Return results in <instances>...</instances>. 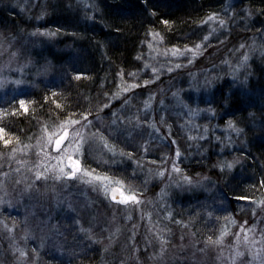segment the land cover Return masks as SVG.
Here are the masks:
<instances>
[{"label": "rangeland", "instance_id": "374dc122", "mask_svg": "<svg viewBox=\"0 0 264 264\" xmlns=\"http://www.w3.org/2000/svg\"><path fill=\"white\" fill-rule=\"evenodd\" d=\"M36 1L0 0V7L10 12L14 9L15 21L27 24L15 34H11V24L0 27V117L3 107L18 100L27 88L38 87V84L54 85L59 75H63L64 68H58L62 62L57 66L54 57L41 48L53 49L57 45L62 51L70 49V45L56 40L60 28L56 31L46 24H37L44 16L30 13ZM95 3V0H73V5L79 4L92 11H97ZM213 12L217 17L210 19ZM213 12L201 22L203 28L199 38L182 46L176 45L184 49L186 45L195 47L199 43L197 55L186 51L184 55L175 56L172 46H166L163 39L152 34L147 42L149 61L143 69L145 77L141 83L132 81L121 87V92L108 103L111 111L107 119L103 116L87 118L91 121L87 133L95 135L85 144L84 167L106 174L113 181L123 180V185L113 182L111 188L122 187L126 193L129 190L135 192L138 203L112 200L111 189L105 195L103 182L93 180L88 183L93 178L83 172L72 179L56 180L51 172L47 179H36L38 170L44 171L60 163L48 159L41 165L46 159L41 149L49 151L45 146L47 133L56 132L62 122L44 125L35 133L21 137L6 129L5 138L11 143L5 145L0 140V264H55L65 257H73L78 249L89 250L90 246L99 247L103 264L264 262V240L261 239L264 221L263 216L258 215V209L263 211L260 201L252 200L253 203L246 204L245 200L235 198L229 199V203L222 193L223 182L209 175L208 167L197 168L191 174V168L187 166L198 153L205 163L209 145H218L219 150L225 147L243 149L246 143L244 126L250 130L257 128L255 117L250 115L252 111L238 118L233 116L236 112L229 114L227 92L237 89L244 91V96L253 97L248 88L251 80H254V86L259 83L255 67L264 65V32L241 26L247 24L250 11L239 0H224ZM65 14L64 20L72 16ZM78 15L80 18L75 16L74 21L69 19L66 31L70 25L82 31L94 22L91 12L87 21L83 11ZM31 18L34 23H30ZM220 20L225 23L221 25ZM205 36H208L207 40H204ZM223 81L219 96L214 88ZM133 84L139 87L133 88ZM124 88L129 91H123ZM209 107L215 112L209 111ZM218 119L226 120H220V123ZM78 120L84 124L83 120ZM229 120L234 121L233 127L228 126ZM160 125L166 126V132ZM77 127L79 125H72L69 130ZM112 128L119 136L121 129L124 130L127 141L124 144L131 155L118 152ZM209 128L221 131L223 137L215 138L209 144L203 139ZM101 135L110 145H115V152L104 147ZM177 148L180 155L176 154ZM52 152L56 154L54 147ZM236 159L222 158L218 167L224 165L222 168L231 172L233 168L227 165L232 161L238 164L240 158ZM123 161L125 165L127 161L132 163L131 170L126 168L125 173H116L113 164ZM173 163L179 172L173 169ZM161 168L165 170L163 176L158 174ZM240 174L239 171L238 177ZM185 176L191 177V182L183 179ZM155 180L160 182L156 184ZM172 194L175 204L170 201ZM183 202L187 203L184 208L187 217L176 212ZM171 213H176V222L181 226L164 224L165 219L172 218ZM198 220L207 224L206 229L198 227ZM167 228L171 235L165 231ZM217 240L220 242H215ZM121 247L125 249V255L120 258ZM21 252L26 255L22 256ZM112 259L115 263H110Z\"/></svg>", "mask_w": 264, "mask_h": 264}, {"label": "trees", "instance_id": "16d2710c", "mask_svg": "<svg viewBox=\"0 0 264 264\" xmlns=\"http://www.w3.org/2000/svg\"><path fill=\"white\" fill-rule=\"evenodd\" d=\"M223 1L95 0L97 11H92V9L81 8L79 4L73 5V0H37L30 10V13L35 16H44L37 24H46L56 31L60 28L59 33L56 32V40L62 42L61 44L68 42L70 45V49L62 47L64 48L62 51L57 45L53 49L41 48L47 51L50 57H54L57 66L62 62L60 63L62 65H59L61 67L58 68H64L63 75H59L54 85L52 83L38 84V87L27 88V91L20 98L18 97L19 99L17 98L18 100L9 103L6 108L3 107L0 126L8 128L9 132L21 137L23 134L35 133L44 125L59 124L69 119H81L82 114L85 113H90L87 118L103 116L107 119L111 111L108 103L117 92H121V87L132 81L141 83L144 79L143 69L149 61L146 52L150 36L155 34L163 39L166 46H182L189 41H194L202 34L203 27L200 24L203 19L216 11ZM239 2L250 11L247 24L241 26L252 31L262 32L263 30L264 32V0H239ZM65 11L67 15H72L69 18L72 21L75 16H79L80 11L84 12V19L87 21L91 12L94 22L82 31L77 30L78 27L75 25H70L71 27L66 31L69 19H63V16H66ZM15 17L14 9L10 12L0 7V27L11 24V30H13L11 34H15L17 29H25L27 25L26 22L23 24L15 21ZM44 20L46 22H42ZM32 22L34 23V20L31 18L30 23ZM255 69L258 72L256 77L259 83L254 86V80H251V87L248 88L253 97L244 96V91L239 92L237 89H230L227 92L229 114L236 112L233 116L238 118L252 111L250 115L255 117L257 123V128L253 130L248 129L247 125L244 126L243 136L246 138L244 148L239 151L228 147L219 150L218 145H209L205 154L207 157L205 163L198 153L193 155L195 157L192 158V162L187 164L191 168V174H194L197 168L202 170V166L208 167L209 175L223 182L222 193L225 201L229 203L231 202L229 199H240V197H248L243 199L246 204L253 203L252 200L264 201V185L261 184L264 180V65H258ZM76 73H82V75L77 78ZM130 73L133 74L129 75ZM221 84H224V81L214 88L219 96ZM138 91L142 90L139 88ZM20 99L25 100L27 111H23L22 106L17 104ZM102 105L107 107L102 108ZM226 119L218 120L222 123L220 120ZM165 127L160 125V129L164 132H166ZM215 128H209V132L203 138L209 144L213 143L215 138L223 137L221 131H216ZM122 131L119 136L112 128L111 133L118 152L128 156L129 147L126 145L127 141ZM232 136H235V133ZM235 138L238 137L235 136ZM204 144H206L205 141ZM1 152L2 149L0 154ZM222 158H240V162L237 164V161L234 163L232 161L233 170L228 172L227 169L218 167V162ZM123 162L113 164L116 173H125L126 168L131 170L132 163L127 161L125 165ZM239 171L243 178L238 177ZM155 182L158 184L160 181L155 180ZM173 199L172 194L170 201L175 204ZM186 204L183 202L176 212L187 217L188 213L184 209ZM261 205L263 211L258 209V215H262V221H264V203ZM171 214L172 218L165 219L164 224L167 223L169 226L180 224L176 222V213ZM196 223L199 228L206 229L205 222L198 220ZM165 231L171 235L170 228ZM122 247L119 248L120 253H118L119 249L116 251L120 258L125 255V249ZM87 249L89 250L78 249L72 255L73 257H65L64 260L55 264H103L100 258V256L103 257V253L99 252V247L90 246ZM113 259L110 263H115L116 260Z\"/></svg>", "mask_w": 264, "mask_h": 264}, {"label": "snow or ice", "instance_id": "6c2138e0", "mask_svg": "<svg viewBox=\"0 0 264 264\" xmlns=\"http://www.w3.org/2000/svg\"><path fill=\"white\" fill-rule=\"evenodd\" d=\"M217 17V13L213 12L211 14L210 19H215ZM167 23V21H165ZM225 23L224 20H220V24L223 25ZM210 35V34H209ZM208 36L204 37V40H207ZM201 45L198 43L195 45V47L191 45H186L184 49L178 48L176 45H173V55L175 56H181L184 55L186 51H191L192 55L195 56L198 54V50L200 49ZM241 47L243 48L244 45L242 44ZM245 59H247V56H245ZM190 62V61H189ZM180 65H177L179 67ZM156 69H153V72H155ZM171 71V69H169ZM133 73H130L129 75H132ZM77 78H79L82 73H76ZM17 84L21 83V81H16ZM148 81H145V84H147ZM133 88L139 87V85L133 84ZM123 91L127 92L129 91V88H124ZM20 105L25 108V111H27V107L25 106V101L23 99L20 100ZM107 107V105H102V108ZM145 107H148V103L145 102ZM209 111L215 112V109L209 107ZM90 115V113L82 114L81 120L84 121V124H81L80 120H73L69 119L67 121H63L61 125L58 127V130L56 132H48L47 133V140L45 142V146L49 147L48 152H44L43 148L41 149V152L43 153L44 157L46 159L41 161V165H45L47 163L48 159H55L59 161L60 163L58 165H51L47 168H45L44 171H37L36 172V179L40 178H48V173L51 172L53 174V178L56 180H63L65 177L72 179L78 177V174L83 172L87 176L92 177V180H89L88 183H93V180L95 181H102V187L104 194L107 195L111 189L112 200H119L122 203H129L131 202H139V197L135 194V192L129 190L127 193L124 191L122 187H116L111 188V184L113 182L123 185V180H116L113 181L112 177L107 176L106 174H99L95 169L89 170L88 168H85L82 159L85 151V144L88 142V140L92 137H94L95 134L87 133V128L91 125V121L87 120V116ZM115 116L116 114L113 113ZM135 119H138V117H134ZM116 121H113V124H115ZM72 125H79L77 128H73L72 131L69 130V128ZM229 127L234 126V121L229 120ZM47 131V129H45ZM97 132H99V129H96ZM159 131V129H157ZM237 132L240 131L239 128L236 129ZM6 135V129L4 127H0V140H3V143L5 145H9L11 143L10 139L5 138ZM100 139L103 141L104 147L108 148L110 151L115 152V145H110L107 138L101 135ZM219 139V138H217ZM54 142V143H53ZM175 142V141H173ZM55 149V155H53L52 148ZM123 154V152H121ZM176 154L180 155L179 148L176 150ZM128 155H131V153H128ZM163 163V161L161 162ZM229 168L232 167V164L229 162L227 165ZM221 167H224V165H221ZM173 169L177 172L180 171V169L177 167L175 163H173ZM165 170L163 168L160 169L159 175L163 176ZM5 176H7V173H4ZM80 179H83V177H79ZM188 182H191V177H183ZM261 184L264 185V180L261 181ZM31 187V185L29 186ZM119 192V196L116 195V193ZM241 199H248V197H240ZM260 203H264V201H261ZM211 215V213H209ZM247 223V221H245ZM224 235V233H221V237ZM211 241V237L208 238ZM247 240V237H245ZM264 240V236L261 238ZM215 242H220L219 240ZM254 243V241H253ZM163 251V249H162ZM238 255H243V253H237ZM21 255H26V253L21 252ZM264 264V262H262Z\"/></svg>", "mask_w": 264, "mask_h": 264}, {"label": "water", "instance_id": "95a60500", "mask_svg": "<svg viewBox=\"0 0 264 264\" xmlns=\"http://www.w3.org/2000/svg\"><path fill=\"white\" fill-rule=\"evenodd\" d=\"M112 195V194H111ZM117 196H119V192L116 193Z\"/></svg>", "mask_w": 264, "mask_h": 264}]
</instances>
